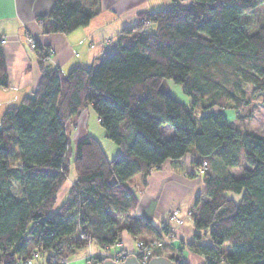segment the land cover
Segmentation results:
<instances>
[{"label": "trees", "instance_id": "trees-1", "mask_svg": "<svg viewBox=\"0 0 264 264\" xmlns=\"http://www.w3.org/2000/svg\"><path fill=\"white\" fill-rule=\"evenodd\" d=\"M262 8L264 0H191L141 13L98 67L79 66L67 75L44 66L50 53L37 46L39 87L0 123V264L37 261L35 254L62 264L89 244L111 248L122 230L137 240L162 239L164 227L159 233L134 219L132 179H146L167 160L179 174L189 163L199 174L208 165L191 219L211 242L196 235L189 249L205 264H264V136L242 132L224 112L210 111L231 105L230 99L248 104L236 95L243 85L262 96L264 107V22L254 30L248 22ZM99 10V0H54L42 19L50 20L48 32L69 34ZM164 80L182 85L191 102L164 92ZM8 86L0 40V87ZM89 107L120 148L112 159L90 134L70 151V126ZM164 128L173 134L164 135ZM243 161L242 175H233ZM71 176L74 184L57 205ZM167 247L153 257L165 256ZM168 258L187 264L180 251Z\"/></svg>", "mask_w": 264, "mask_h": 264}, {"label": "crops", "instance_id": "crops-1", "mask_svg": "<svg viewBox=\"0 0 264 264\" xmlns=\"http://www.w3.org/2000/svg\"><path fill=\"white\" fill-rule=\"evenodd\" d=\"M187 1L99 0L100 10L87 26L69 34H62L48 32L50 20L42 19L49 15L54 0H0V40H5L3 49L9 78V86L0 87V123L8 108L19 105L39 87L43 65L38 51L29 46V37L35 39L38 47L49 51L50 57L44 66L52 65L61 74L67 75L79 66L98 67L109 53L118 50L117 39L120 31L136 24L141 13L168 9L174 2L185 5ZM167 86L172 88L169 82ZM86 111L79 133L72 138L74 143L80 137L90 134L100 141L109 159L116 157L120 148L106 138L92 107ZM166 130L168 136L173 134L172 129ZM185 159L190 162L192 157L186 156ZM74 180V177L68 178L59 191L57 205L67 198ZM132 189L137 200L134 219L146 220L157 232L160 233L162 227L169 224V216L173 210H179L184 217L183 225L176 231L175 242L164 249V255L173 257L180 251L187 264H205L202 256L189 249V245L196 241V235L201 236L200 243L211 242L209 236L196 230L193 220L187 217L195 209L197 199L204 192L203 177L195 172L191 163L187 173L179 174L173 170L171 161L167 160L146 179L142 175L134 177ZM137 235L140 239L143 232H138ZM144 235L151 236L150 233ZM135 237L127 230H122V247L114 246L111 251L119 252L124 249L133 252L137 241ZM85 249L87 252L82 254L83 259L89 252L98 256L104 255L102 250L93 244Z\"/></svg>", "mask_w": 264, "mask_h": 264}, {"label": "rangeland", "instance_id": "rangeland-1", "mask_svg": "<svg viewBox=\"0 0 264 264\" xmlns=\"http://www.w3.org/2000/svg\"><path fill=\"white\" fill-rule=\"evenodd\" d=\"M190 1L191 0H188L186 3L190 2ZM248 22L250 23L251 30H252V28L254 30L257 25L263 23L264 22V8H262L260 11H257L256 14H254V16L250 17L248 19ZM148 28H149V26L145 27V29H148ZM33 50L38 51L37 49H33ZM167 82H169L172 85V88H169L167 86ZM161 89L164 92L171 95L173 98H175L181 102H184V103H190L191 102V98L184 94L182 85L174 84L171 80H164L162 85H161ZM236 95L243 97L245 102L248 101V104H244L242 102L238 104V102L235 101V99H230L228 103H231L232 106L230 104H224L225 106L222 109L215 107V108H212L210 111L211 112H219V111L224 112V114L228 118L229 122L235 128H237L238 130H240L242 132H252V133L258 134L260 136H264V107L262 104V99H263L262 96H253L252 95V87L250 85H243L236 92ZM86 110H88V108ZM86 110L83 111L79 115V117L76 119L75 123L70 126V129H69V131H70L69 132V146H70L71 153L75 149V143H74L72 138L75 137L79 133L80 125L83 122V119L85 118V115L87 112ZM197 112L199 114L200 113L203 114V111H201L200 109H198ZM205 112H207V111H205ZM93 125L96 126L95 123H93ZM166 129H168V128H164V133H163L164 135H166L168 133ZM169 129H171V128H169ZM246 166H247L246 162L243 161V164L241 167L236 168V169H231V172L235 176H240L243 173V168ZM209 170H211V163L210 162H209ZM64 200H62V202ZM62 202H60V204H62ZM194 211L197 212V210L194 209L190 213H193ZM190 216H191L190 214L187 215V217L191 218ZM153 240H158V239L153 238L151 241H153ZM140 241H142V240L135 241L134 251L136 250V244ZM144 242H148V241H144ZM118 244H120L119 247H122L121 240L118 243H116L114 246H116ZM90 245H92V244H89L88 247ZM114 246H112V247L115 248ZM166 246H170V245H166ZM111 248L108 247V248H100V249L102 250V254H104L105 252H107V249H109L111 251ZM113 248H112V250H113ZM84 252H87V250L82 249V250L78 251L75 255L71 256L69 259H65L68 262L67 264H86V262H89V257L91 255H94L98 258L103 257V256H98L95 253L89 252L87 254V256L83 259L82 254H84ZM116 252H118V251H116ZM126 252L132 253L128 250H126ZM101 260H105V259H101ZM41 262H42V260L38 259L37 261L34 262V264H38Z\"/></svg>", "mask_w": 264, "mask_h": 264}, {"label": "built area", "instance_id": "built-area-1", "mask_svg": "<svg viewBox=\"0 0 264 264\" xmlns=\"http://www.w3.org/2000/svg\"><path fill=\"white\" fill-rule=\"evenodd\" d=\"M1 42L5 43V40H1ZM28 42H29V46L32 49L37 48L35 39L29 37ZM207 166H208L207 163L204 162L200 169V174H203L207 170ZM190 215L192 216V213H190ZM169 218H170L168 222L169 224L167 226L166 225L164 226V228L166 229V234L162 237V239L148 241V242L140 241L136 244V250L133 251L132 253H128L124 249H121L119 252H113L107 249V252L104 253L102 258H98L94 255H91L89 257V262H86V264H97L98 261L101 259H112L116 262H121L129 255H136L141 264H148L151 258L153 257V253L156 248L163 247L164 245H172L175 242L176 231L184 223V217L181 215L179 210L172 211ZM116 246H120V244ZM35 259H41V258H39L38 254H35ZM34 262L35 260H29L25 264H34ZM61 262L62 264L68 263L65 259H62ZM38 264H46V263L42 260V262Z\"/></svg>", "mask_w": 264, "mask_h": 264}, {"label": "water", "instance_id": "water-1", "mask_svg": "<svg viewBox=\"0 0 264 264\" xmlns=\"http://www.w3.org/2000/svg\"><path fill=\"white\" fill-rule=\"evenodd\" d=\"M102 264H141L136 255H129L123 261L116 262L112 259H105ZM148 264H174V262L165 256L152 257Z\"/></svg>", "mask_w": 264, "mask_h": 264}]
</instances>
